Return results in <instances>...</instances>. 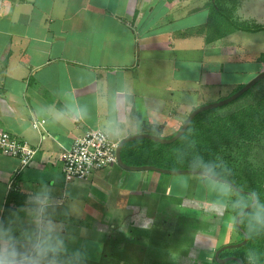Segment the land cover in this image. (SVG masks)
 Returning <instances> with one entry per match:
<instances>
[{"label": "crops", "instance_id": "crops-1", "mask_svg": "<svg viewBox=\"0 0 264 264\" xmlns=\"http://www.w3.org/2000/svg\"><path fill=\"white\" fill-rule=\"evenodd\" d=\"M190 1L0 0V130L34 150L24 167L18 158L0 152V218L23 206L44 180L58 214H67L61 216L63 222L76 230L75 247L83 245L85 230L101 232L103 221H114L109 226L115 230L122 217L129 242L140 240L142 234H133L143 231V224L157 226V171L112 164L86 180L66 182L62 158L88 130L106 129L116 144L146 133L145 126L157 128L154 134L162 138L179 128L174 103L168 106L157 83L165 76L172 80L176 68L171 60L148 56L170 50L172 40L159 35L158 22L164 23L173 4L190 13ZM89 201L95 204L85 214ZM205 201L178 202L177 209L189 215L177 225L191 222L192 212L201 219L199 226L207 228L205 217L211 216L205 209L211 206ZM109 210L114 212L107 217ZM220 211L224 214L225 207ZM198 233L197 239H212Z\"/></svg>", "mask_w": 264, "mask_h": 264}, {"label": "rangeland", "instance_id": "rangeland-1", "mask_svg": "<svg viewBox=\"0 0 264 264\" xmlns=\"http://www.w3.org/2000/svg\"><path fill=\"white\" fill-rule=\"evenodd\" d=\"M207 1L191 0L190 13L183 11L182 8L176 10L173 4L167 19H163L164 23L158 22L162 30H159V35L172 40L170 50L147 55L171 60L176 68L177 72L173 71L172 80L165 76L162 80H157V83L161 88L160 94L169 100L168 106H171V100L174 103L173 110L178 112L176 116L180 125L193 109L223 100L233 94L236 87L246 84L264 70V64L258 63L259 55L264 53V30L234 31L222 38L210 41L204 39L206 24L212 25L215 20L214 14H217H210L209 8L203 6ZM217 5L224 11L227 9L231 19L235 21L249 26H264V0H217ZM209 15H212L211 18ZM167 64L166 61L163 65L165 69L168 67ZM167 85L170 89L166 88ZM262 90L264 80L253 91L257 93ZM145 127L147 134L156 135L154 133L159 131L157 128ZM261 151L256 150L253 157L264 166V152ZM157 174L161 176L157 188L159 212L154 214L157 226L154 225V229L150 225L148 228L143 227V231L133 234L134 238L142 234L140 240L132 242L124 240L126 228L122 217L117 222L115 230L109 226L115 225L114 221H103L100 225L101 232L90 230L91 233L86 228L83 246L88 254L87 264H217L212 258L216 247L240 242L239 234L233 226L232 215L221 204L229 200L233 194L227 185L199 174L175 175L159 172ZM192 199L199 202L206 200V203H210L207 205L211 206L208 207L210 209H205L208 213L206 216H211L205 217L207 228L199 226L201 219H196L197 214L194 215V221L177 225V221L183 218L184 214L189 215L183 209H177V203ZM94 204L88 202L89 207H85V214L91 211ZM223 207L226 210L224 214L220 211ZM112 212L114 211L109 210L106 216L110 217ZM101 215L105 217L104 212ZM84 216L85 221H88L87 216ZM202 230H207V233ZM198 232L205 234L206 237L211 235L212 239H197L195 236ZM203 250L208 253H204ZM187 252L188 256L185 257ZM226 264L236 263L227 261Z\"/></svg>", "mask_w": 264, "mask_h": 264}, {"label": "trees", "instance_id": "trees-1", "mask_svg": "<svg viewBox=\"0 0 264 264\" xmlns=\"http://www.w3.org/2000/svg\"><path fill=\"white\" fill-rule=\"evenodd\" d=\"M203 6L209 8L210 14L217 13L214 14L212 25L206 24L204 39L207 41L222 38L234 31L264 30V26H249L231 19L229 11L220 8L217 0H208ZM259 62L264 64V53L259 55ZM262 80L229 103L196 114L184 132L171 143L136 139L124 143L120 149L121 159L127 165H150L168 170H204L251 193L255 202L239 219L247 241L240 247L219 253L221 258L237 257L242 264L264 263V166L253 157L256 150H264V90L257 93L253 91ZM243 85L236 87L233 93ZM229 189L233 194L223 204L232 215L235 227V216L249 204L251 198ZM194 219V213L191 212V222ZM235 231L241 241L242 235L236 227Z\"/></svg>", "mask_w": 264, "mask_h": 264}, {"label": "clouds", "instance_id": "clouds-1", "mask_svg": "<svg viewBox=\"0 0 264 264\" xmlns=\"http://www.w3.org/2000/svg\"><path fill=\"white\" fill-rule=\"evenodd\" d=\"M198 174L210 175L203 171ZM40 185L26 197L23 206L0 218V264H87L86 248L83 245L75 247L78 240L76 230L61 218L67 214H58L59 206L51 189L44 180ZM143 227L148 228L149 223ZM83 233L81 228L80 235Z\"/></svg>", "mask_w": 264, "mask_h": 264}, {"label": "built area", "instance_id": "built-area-1", "mask_svg": "<svg viewBox=\"0 0 264 264\" xmlns=\"http://www.w3.org/2000/svg\"><path fill=\"white\" fill-rule=\"evenodd\" d=\"M33 123V127H36ZM115 143L98 129L77 136L64 152L61 173L66 182L86 180L92 172L115 163ZM0 152L18 158L21 167L28 165L34 150L9 133L0 130Z\"/></svg>", "mask_w": 264, "mask_h": 264}, {"label": "water", "instance_id": "water-1", "mask_svg": "<svg viewBox=\"0 0 264 264\" xmlns=\"http://www.w3.org/2000/svg\"><path fill=\"white\" fill-rule=\"evenodd\" d=\"M264 78V70L260 71L259 73H257L250 81H248L246 84H244L240 89H238L236 92H234L233 94L229 95L228 97L224 98L223 100H220L216 103H211V104H206L203 106H199L195 109H193L192 111L189 112V114L186 116L185 120L182 122L180 128L169 138H162L156 135H151V134H147V133H142V134H136V135H130V136H126L125 138L121 139L119 142L116 143L115 145V163L125 169V170H136V171H140V170H151V171H157L159 173H163V174H174L177 172H187L189 174H198L200 171H203L205 173H209L207 171L204 170H168V169H162V168H158L155 166H150V165H142V166H131V165H127L125 164L120 156V149L122 147V145L128 141H132V140H136V139H149L158 143H162V144H168L173 142L174 140H176L186 129V127L188 126V124L190 123V121L192 120V118L198 114L199 112L203 111V110H207V109H212V108H216L219 106H222L226 103H229L230 101L236 99L237 97H239L243 92H245L246 90H248L249 88H251L255 83H257L260 79ZM204 176H207L209 178H211L214 181L220 182L222 184H225L227 186H229L232 190H234L235 192H238L240 194H246L248 196H250L251 201L249 202V204L244 207L240 212H238V214L235 216V220H234V224L236 229L241 233L242 235V240L236 244H226L223 246H220L219 248H217L214 252H213V260L215 263L217 264H223L225 263V261H233L236 264H242V262L240 261L239 258L234 257V256H227V257H219V253L223 250L226 249H231V248H237L242 246L243 244H245V242L247 241V235L246 233L243 231V229L240 227L239 225V219L241 217L242 214H244L245 212H247L254 204L255 202V198L254 196L244 190H241L239 188H237L233 183H231L228 180L219 178L213 174L210 173V175L206 174ZM213 177L215 179H213ZM264 264V263H262Z\"/></svg>", "mask_w": 264, "mask_h": 264}, {"label": "flooded vegetation", "instance_id": "flooded-vegetation-1", "mask_svg": "<svg viewBox=\"0 0 264 264\" xmlns=\"http://www.w3.org/2000/svg\"><path fill=\"white\" fill-rule=\"evenodd\" d=\"M197 219H200V218L197 217ZM214 251H215V250H214ZM212 256H213V254H212ZM226 257H227V256H226ZM212 258H213V257H212Z\"/></svg>", "mask_w": 264, "mask_h": 264}]
</instances>
